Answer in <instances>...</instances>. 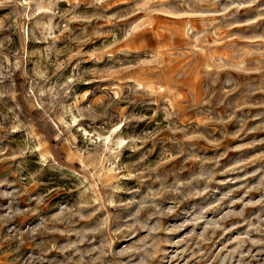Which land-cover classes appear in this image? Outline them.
I'll return each mask as SVG.
<instances>
[{
	"label": "rangeland",
	"instance_id": "374dc122",
	"mask_svg": "<svg viewBox=\"0 0 264 264\" xmlns=\"http://www.w3.org/2000/svg\"><path fill=\"white\" fill-rule=\"evenodd\" d=\"M0 264H264V0H0Z\"/></svg>",
	"mask_w": 264,
	"mask_h": 264
}]
</instances>
